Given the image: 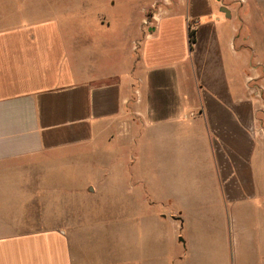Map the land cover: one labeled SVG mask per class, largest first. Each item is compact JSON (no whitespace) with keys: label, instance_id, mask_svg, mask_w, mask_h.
<instances>
[{"label":"crops","instance_id":"0c3cea01","mask_svg":"<svg viewBox=\"0 0 264 264\" xmlns=\"http://www.w3.org/2000/svg\"><path fill=\"white\" fill-rule=\"evenodd\" d=\"M146 1L0 0V264H264V0ZM127 118L117 167L199 205L150 217L131 255L31 225L69 155L119 141Z\"/></svg>","mask_w":264,"mask_h":264},{"label":"rangeland","instance_id":"374dc122","mask_svg":"<svg viewBox=\"0 0 264 264\" xmlns=\"http://www.w3.org/2000/svg\"><path fill=\"white\" fill-rule=\"evenodd\" d=\"M146 3V0H135V6L141 8ZM130 118L117 126L121 137L119 141L113 140L108 144L98 141L90 148L69 155L71 162L58 168V179L50 182L58 188L61 198L30 199V206L37 209V213L31 215V225L35 222L37 225L39 222H46V225L50 224L47 222H56L67 229L72 227L82 238L86 235L92 241V251L98 255L102 250L113 253L118 248L119 238V248L131 255L133 230L151 221L150 217L157 214L165 216L182 206L199 205L196 195L186 190H179L178 193L175 189L172 191L176 182L155 181L141 186L130 181V167H117V160L121 161L132 154ZM181 183L191 182L183 180ZM150 184L152 189L149 188ZM184 216L186 224L190 226L192 223L212 222L213 215L189 210ZM157 223L160 225L158 231H166L167 225ZM174 248H178V245ZM170 250L167 248V251L158 254H166L169 259L178 249L175 252Z\"/></svg>","mask_w":264,"mask_h":264},{"label":"trees","instance_id":"16d2710c","mask_svg":"<svg viewBox=\"0 0 264 264\" xmlns=\"http://www.w3.org/2000/svg\"><path fill=\"white\" fill-rule=\"evenodd\" d=\"M189 42H190V48H192V44L194 42V34H193V31L191 30L189 32Z\"/></svg>","mask_w":264,"mask_h":264},{"label":"water","instance_id":"95a60500","mask_svg":"<svg viewBox=\"0 0 264 264\" xmlns=\"http://www.w3.org/2000/svg\"><path fill=\"white\" fill-rule=\"evenodd\" d=\"M220 11H222V12L225 14V16H226V17H229V16H230V14H229V12H228V9H227V8H225V7H222V8L220 9Z\"/></svg>","mask_w":264,"mask_h":264},{"label":"built area","instance_id":"2783aa9c","mask_svg":"<svg viewBox=\"0 0 264 264\" xmlns=\"http://www.w3.org/2000/svg\"><path fill=\"white\" fill-rule=\"evenodd\" d=\"M255 94L257 95V92Z\"/></svg>","mask_w":264,"mask_h":264}]
</instances>
